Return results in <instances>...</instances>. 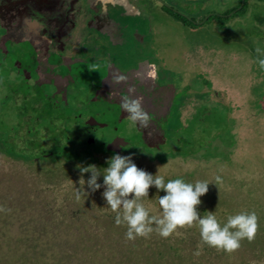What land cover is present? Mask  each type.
<instances>
[{
    "label": "rangeland",
    "instance_id": "rangeland-1",
    "mask_svg": "<svg viewBox=\"0 0 264 264\" xmlns=\"http://www.w3.org/2000/svg\"><path fill=\"white\" fill-rule=\"evenodd\" d=\"M223 4L232 6L233 2L177 0L174 5L181 8L184 15L195 14L197 18H203L209 10H218ZM243 13L246 16L244 23L235 27L227 20L219 22L220 19L215 18L212 20L215 25L209 26L208 30L189 34L183 28L191 46L195 47L193 51L201 46L206 49L215 47V63L210 59L208 66H203L200 71L191 68L177 54L173 41L176 25L168 22L165 42H170L173 63L169 61L186 70L177 68L163 72L157 79V84L169 87L176 95L173 93L167 116L166 112L163 114L166 117L163 123L154 118L151 127L145 129L148 141L144 139L139 125H133L128 114L118 116L115 104L85 102V91H79L89 82L88 76L93 71L82 70L83 80L71 87L69 103H56L57 108L55 103H50L54 99V88L47 85L34 88L32 85L35 83L27 87L5 62L8 53L3 48L2 54L6 56L0 58V206L11 211L0 212V257L3 259L0 264H18L24 253L37 257L43 249L51 255L50 246H58L68 240L72 247L103 248L107 257L116 254L118 249L127 251V254L132 252L133 259L130 262L121 261L123 264H214L215 250L203 244L197 236L198 227L181 229L179 235H173L171 239L180 241V245L172 247V254L143 255V248L133 251L132 245L146 248L151 242L145 238H138V242L127 240L120 231L126 225L117 226L115 222L103 218L82 220L72 226L67 222L73 210L89 202L91 206L84 211L92 216L97 218L99 211L107 212L109 207L102 195L105 191L103 174L98 180L102 187L92 192L85 184L83 191L86 193L77 200L81 178L78 166L94 164L103 172L108 167L107 161L115 155L107 151L104 141L115 135L128 140L121 155H131L138 168L154 176L159 174L168 180L182 178L188 183L213 182L217 175L221 176L223 182L219 186L210 183L208 192L201 197L202 203L197 208L200 216L203 218L208 212H213L224 224L229 216L255 212L259 224L257 234L264 236V112L261 114L264 107H259L261 100L264 101V69L257 62L264 59V55L256 51L258 47L264 50L263 1L250 0ZM187 21L184 27L195 26ZM244 30L256 33L251 35ZM230 36H235L251 50L231 53L226 41ZM204 54L209 55L206 51ZM138 88H141V93L148 94L141 83ZM24 93L29 94L26 103ZM164 93L166 97L172 92ZM153 104L158 109L161 103ZM254 109L258 115L261 114L259 122L245 118L246 111L253 113ZM96 113L107 125L91 132L96 140L92 143L83 135L86 130L83 123L89 115ZM59 117L58 122L56 119ZM71 121L76 124L66 123ZM57 123L60 128L69 129L57 135ZM51 138L54 146L50 144ZM202 145L209 149L202 148ZM47 149L53 151L51 156L34 158ZM198 154L203 158L193 157ZM90 176L91 173L83 174L85 181ZM164 195L166 192L163 190L150 187L148 198L142 202L150 212L153 211L152 215L161 214L158 201L159 196ZM64 208H70L68 215ZM91 223L101 227H92ZM114 229L119 230L121 235L114 234ZM21 239L23 243L20 244ZM198 246L201 248L199 256L193 252ZM112 247L118 249L111 250ZM236 254L222 256L217 262L264 264V249L260 245L252 250L246 244ZM94 256L101 257L97 253ZM82 264L95 263L88 255Z\"/></svg>",
    "mask_w": 264,
    "mask_h": 264
},
{
    "label": "flooded vegetation",
    "instance_id": "flooded-vegetation-1",
    "mask_svg": "<svg viewBox=\"0 0 264 264\" xmlns=\"http://www.w3.org/2000/svg\"><path fill=\"white\" fill-rule=\"evenodd\" d=\"M176 2L177 0H0V58L7 55L5 62L27 87L32 83L36 84L32 85L34 88L37 85L53 87L54 99L50 102L55 103L56 107V103H69L71 87L83 80L82 70L94 68L95 71L88 76L89 84L79 91H85L86 103L115 104L118 116L121 113L124 116L127 113L120 106V97L127 95L128 87L134 85L136 95L144 97V108L154 116L152 119L162 120V124L163 119H166L163 114H168V105L172 102L174 91L157 84V79L163 72L177 68L186 70L172 64L171 45L170 42H165V27L168 22L176 25L173 41L177 46V54L191 68L200 71L203 66H208L210 59L215 63V47L206 49L201 46L193 51L195 47L191 46L183 28L189 34L198 33L215 25L212 21L215 18H219V22L221 19L227 20L235 27L244 23L246 16L243 11L249 6L250 0H232V6L223 4L218 10H209L203 18H197L195 14L184 15L182 9L174 5ZM187 20L195 26L184 27ZM244 32L251 35L256 33L251 30ZM234 37L230 36L226 40L231 53L251 50ZM3 51L9 55L2 54ZM205 51L209 53L208 56L204 54ZM120 76L126 79L119 81ZM140 83L146 87L147 95L140 92ZM169 91L172 93L165 97L164 92ZM23 97L26 103L29 94L24 93ZM153 103L161 104L156 109ZM98 116L99 113L89 115L83 123L86 124L83 134L86 133L89 138L93 137L92 131L107 125ZM91 121L95 123L92 124ZM141 129L144 139L148 141L146 130ZM117 137L124 138L127 142L123 146H116L120 147L122 153L128 140L115 135L109 142ZM109 151L117 154L113 150ZM197 236L201 240L200 232ZM245 240L244 243L241 242V248L245 246ZM249 249L256 250L253 247ZM197 250L198 248L193 252ZM213 250L216 259L214 264H219L217 259L220 260L225 254L217 253L215 248ZM236 252L232 254L236 256Z\"/></svg>",
    "mask_w": 264,
    "mask_h": 264
},
{
    "label": "clouds",
    "instance_id": "clouds-1",
    "mask_svg": "<svg viewBox=\"0 0 264 264\" xmlns=\"http://www.w3.org/2000/svg\"><path fill=\"white\" fill-rule=\"evenodd\" d=\"M256 51L264 55V50L259 47ZM257 62L259 67L264 69V59H258ZM89 70L95 71L94 68ZM125 79L123 76L118 77L119 81ZM143 105L144 97L136 95L134 85L128 87L127 95L120 97V106L128 114L133 125L138 124L141 128L148 129L152 125V117ZM107 164L108 167L104 168L103 172L94 164L87 167L78 166L81 178L76 198L79 200L80 196L86 193L83 191L85 184L92 192L99 190L102 185L98 180L103 174L105 191L102 195L109 208L116 214V225H126L127 240L134 241L137 237L148 239L153 232L168 239L173 235H179L181 229L198 227L203 244L228 254L238 251L241 248V241L255 240L259 229L255 212H241L229 216L223 225L213 212H208L201 218L197 210L202 203L201 197L208 192L210 183L214 182L219 186L223 182L221 176L217 175L213 182L188 183L182 178L165 182L164 177L159 174L154 176L138 168L131 155L123 156L119 153L113 155ZM84 173H91L87 181L83 178ZM152 186L166 192V195L159 196L158 203L162 210L160 215L150 214L142 202L148 198ZM130 196L132 198H129ZM10 211L0 206V212ZM194 254L197 256L201 254L200 246Z\"/></svg>",
    "mask_w": 264,
    "mask_h": 264
},
{
    "label": "trees",
    "instance_id": "trees-1",
    "mask_svg": "<svg viewBox=\"0 0 264 264\" xmlns=\"http://www.w3.org/2000/svg\"><path fill=\"white\" fill-rule=\"evenodd\" d=\"M261 102L262 103L259 105V107H264V101L261 100ZM50 103H47V104H50ZM263 112L264 111H262L261 114ZM261 114L258 115L257 114V110L254 109L253 110V113H251V112L249 113L248 111H246V115H245L246 117L245 118H248L249 120H251L253 122H259V120H260L259 116H261ZM58 119H60V117L57 118L56 120L59 121ZM66 123L68 125L69 124L70 125L71 124H73V125L76 124V122H74V121H71L70 123H68V122H66ZM55 126H56V124H55ZM57 126H59V123H57ZM68 129L66 127H61L60 128V126H59L58 127V133H57V135H59L60 132H63V131L68 130ZM26 132H29V131L27 130ZM85 134H83V135L86 138L90 139V142H92V143L95 142L96 143V140H95L94 137L89 138L88 135L86 134L87 135L86 136ZM110 139H111V137H109V139H107V141H104V146L107 149V151L110 150L107 147ZM262 140L264 142V137H262ZM140 141H141V139H140ZM50 144L51 145L54 144L53 138H51ZM200 144H203L202 140H200ZM98 146L100 147V145H98ZM201 147L204 148V149H209V147H207V146L203 147V145H202ZM51 152H53V151H50L49 149L43 150V152L40 155H36V156H34V158L37 157L38 159H40V158H43V157L51 156L52 155ZM195 156H197V158H199V159H202L203 158V156H200L199 154L198 155H194L193 157H195ZM34 158H33V160H34V162H36ZM69 166H71V164H69ZM253 173H258V172L253 171ZM259 174H261V172ZM164 180H165V182L168 181V179H165V178H164ZM90 204H91V202H89L87 204H83V205L80 206V208H79L80 210L79 209L78 210L75 209L76 211L73 210L74 212L71 213V215H69V217L67 219V222L70 223L71 226L74 225V224H79V222H81L82 220H86V221L87 220H90V218L91 219L92 218H95V219L103 218L106 221L107 220H111V221L115 222V215L116 214H114V212H112V210L110 208L107 209V212L106 213H101L99 211L96 214L97 215V218L94 217V216H92L91 213H89L87 211H84L86 208H88V207L91 206ZM106 204H105V206H106ZM102 207H104V206H102ZM72 209H74V208H71V210ZM64 210H66V212H67L66 214L67 215L70 213L69 212L70 208H64ZM81 210H83V212L85 214H83ZM151 213H153V211H151L150 214ZM87 216H88V218H87ZM91 225H92V227L95 226L96 228L100 226V224L94 225L92 223H91ZM33 228H35V227H33ZM125 228L127 229V227H125ZM125 228L122 227L120 229V231H121L122 234H126V232H124V230H126ZM113 231H114V234L121 235V233H119V230L116 231L114 229ZM111 237L112 236H110V238ZM172 237H169L168 239H165V238L160 237L156 232H153L151 234L150 238L147 239V240H149V242H151V243H149V246L148 247L144 248L143 245L140 246L138 244H134V245H132V248H133V251H135V249L137 250L139 248H141V249L143 248L141 250V252H142L143 255H145V254L152 255L153 253H161V254H164V255H167V253L172 254V251H174V249L172 247H176V244L177 245H180V241H174L173 239H171ZM113 238H115V237L113 236L112 239ZM138 238H142V237H137V239H136L137 241L136 242H138ZM16 239L18 240L19 238H16ZM23 240H24V238H23ZM23 240L21 239L20 244L23 243ZM69 241L70 240H68L67 242H64L63 241L62 243H59L58 246H53V247L50 246V248H48V249L50 250L51 255H49L48 251L45 250V249H43V248H40V250L41 249H43V250L39 252V254H38L37 257H32L34 254L31 255V256L30 255L28 256L27 254L24 253V256L21 257L20 262L18 264H82V261L84 259H86V257L88 255H89L91 261H93L95 264H123L122 262H130L133 259L132 252L129 251L130 253L127 254V251L122 250V249L119 250L117 247H115V248L112 247V249H111V250L118 249L117 252H116V254L115 253H112L111 256L107 257V255H105V253L107 251L105 249L103 250V248L101 249L99 247V248L94 249V248H91L89 246L82 248L81 245L80 246L79 245H76L75 247H72L71 246V243ZM45 243H47V241H45ZM198 243H201V242H198ZM246 244H249V248H252L253 247V248H256L257 249V247L260 245V247L264 249V236L262 237V235L257 234L254 241L248 242L247 240H245V245ZM250 244H251V246H250ZM112 246H115V245H112ZM149 248H150V251H149ZM167 249H169V250H167ZM123 251H124V253H123ZM20 253H19V256H20ZM95 253L99 254L101 257H95L94 256ZM217 253H223L225 255L228 254V253L223 252V251H217ZM2 261H3V259L0 257V262H2ZM16 263H17V261H16Z\"/></svg>",
    "mask_w": 264,
    "mask_h": 264
},
{
    "label": "water",
    "instance_id": "water-1",
    "mask_svg": "<svg viewBox=\"0 0 264 264\" xmlns=\"http://www.w3.org/2000/svg\"><path fill=\"white\" fill-rule=\"evenodd\" d=\"M91 123L92 124H94L95 123V121H91ZM127 142L125 141V139L124 138H115L112 142H110V144H108V149H110V150H113V151H115L116 153H121V150H120V147L118 148V147H116L117 145H119V146H123V145H125Z\"/></svg>",
    "mask_w": 264,
    "mask_h": 264
}]
</instances>
